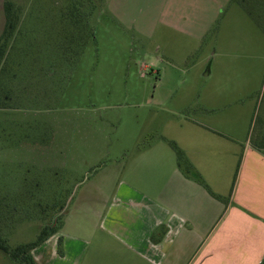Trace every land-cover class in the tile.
<instances>
[{
    "label": "rangeland",
    "instance_id": "1",
    "mask_svg": "<svg viewBox=\"0 0 264 264\" xmlns=\"http://www.w3.org/2000/svg\"><path fill=\"white\" fill-rule=\"evenodd\" d=\"M253 9V0H0V40L7 17L14 26L0 68V241L14 250L60 216L50 237L119 236L101 214L126 185L160 200L176 177L172 141L208 187L193 181L228 195L259 125L261 79L246 83L264 75ZM55 240L31 251L39 264ZM0 264L23 263L0 248Z\"/></svg>",
    "mask_w": 264,
    "mask_h": 264
},
{
    "label": "crops",
    "instance_id": "2",
    "mask_svg": "<svg viewBox=\"0 0 264 264\" xmlns=\"http://www.w3.org/2000/svg\"><path fill=\"white\" fill-rule=\"evenodd\" d=\"M253 2V15L249 14L262 23L264 0ZM260 79L252 118L258 129L254 140L250 135L241 145L228 195L209 193L177 164L176 177L160 200L129 185L114 192L113 202L101 216L111 233L119 236L66 237L62 233V255L59 237H50L56 245L46 264H264V75L249 76L246 83ZM197 146L203 150L201 141ZM208 151L209 155L214 152L212 144Z\"/></svg>",
    "mask_w": 264,
    "mask_h": 264
},
{
    "label": "trees",
    "instance_id": "3",
    "mask_svg": "<svg viewBox=\"0 0 264 264\" xmlns=\"http://www.w3.org/2000/svg\"><path fill=\"white\" fill-rule=\"evenodd\" d=\"M13 19L9 16V18L7 17V25L4 31V35L2 37V39L0 40V68H1V62L6 54V45L7 43H9V39L10 37H12L13 34ZM174 149L176 150L177 153V163H178V167L180 169V171L188 178L190 179H194L198 182H200L201 184H203L205 187H208V185L203 181L201 175L198 173V171H196V168H194L187 160L185 157V153L176 145L175 142H171ZM209 189V188H208ZM58 222H60V225H53V226H49V225H44L37 240L27 243V244H23V245H19L17 246L14 250L8 248L4 243H2V241H0V248L3 249L5 252L9 253L11 255V257L18 261V262H22L23 264H39L36 259L34 258V256L32 255L31 251L33 249H35L36 247H38L39 245H41L43 242H45L47 239H49L50 236H53L54 234L57 233V231L59 229L62 228L63 225V219L62 217H57ZM62 236H59L58 238V252L60 255L63 254L62 251Z\"/></svg>",
    "mask_w": 264,
    "mask_h": 264
}]
</instances>
